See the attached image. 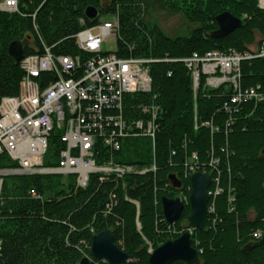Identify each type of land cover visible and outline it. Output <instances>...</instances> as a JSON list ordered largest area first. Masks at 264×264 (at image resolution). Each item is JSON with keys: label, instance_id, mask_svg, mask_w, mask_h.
Listing matches in <instances>:
<instances>
[{"label": "trees", "instance_id": "obj_1", "mask_svg": "<svg viewBox=\"0 0 264 264\" xmlns=\"http://www.w3.org/2000/svg\"><path fill=\"white\" fill-rule=\"evenodd\" d=\"M260 1L26 0L29 7L22 11L36 13L35 21L0 11V98L18 96L24 76L20 64L9 55L13 43L22 42L26 55L42 54L43 43L55 55L76 56L80 53L74 35L83 29L81 20L90 27L99 19L117 18L115 55L156 61L149 65L151 92L127 95L126 115L138 120L141 106L159 108V131L154 141L130 138L119 153L102 151L96 156L98 166L110 159L117 165L139 169L156 163V175L129 174L120 181L111 177L104 182L100 181L101 175H93L86 189L77 187L75 176L5 178L0 195V264H82L85 258H89V264H102L93 258L91 246L93 236L105 231L114 233L117 245L123 243L119 248L129 256V264H150L146 241L156 250L159 243L181 236H167L173 227L164 218L161 200L175 199L181 193L190 199L191 177L185 178L184 164L193 154L198 155L201 166L217 163L213 177L219 175L224 191L215 202V215L208 229L196 231L193 237L200 264H264V247L253 237L258 230L264 231V102L243 103L238 114L232 111L228 115L224 105L234 97L233 87L211 88L208 78L201 75L200 86L194 92L187 67L181 62H165L230 50L255 54L264 43V9ZM90 7L98 10L95 21L86 18ZM153 8L179 15L195 26L190 37L167 36L149 18ZM224 13L240 19L243 26L227 38L215 40L212 34L218 30L216 19ZM35 25L39 35L34 32ZM258 88L264 93V58L243 61L240 89ZM207 123L213 128L203 127ZM61 135L58 131L51 135L43 160L45 169L59 167L65 149ZM17 167L8 155L0 156V170ZM171 175L181 181L180 189L169 186L164 190ZM31 191L40 198H33ZM113 196L117 205L109 212ZM229 199L233 200L231 204ZM190 212L186 204L183 219L175 229L181 231L187 226ZM214 219L216 225L212 224Z\"/></svg>", "mask_w": 264, "mask_h": 264}, {"label": "built area", "instance_id": "obj_2", "mask_svg": "<svg viewBox=\"0 0 264 264\" xmlns=\"http://www.w3.org/2000/svg\"><path fill=\"white\" fill-rule=\"evenodd\" d=\"M46 1L43 0L44 3ZM24 4H27L26 0H2L0 11L31 17L35 21L36 13L30 15L22 11ZM80 24L83 29L74 35L79 55H55L52 48L43 45L42 54L26 56L20 63L24 76L19 95L0 98V156L8 155L18 166L0 170V195L4 179L14 176H75L77 187L86 189L93 175H101L100 181L104 182L111 177L120 181L129 174H157L156 163L144 169L117 165L113 159L101 166L96 164V156L102 151L117 154L130 138L155 140L159 131V108L141 106V118L132 120L126 115L125 98L129 94L150 92L149 65L156 61L121 59L115 54L102 53L106 39L117 38V18L90 27H86L85 20H81ZM34 32L39 35L36 25ZM258 58H264V43L255 54H239L230 50L225 53L210 52L204 56L194 54L172 62H181L187 67L192 80H195L193 87L196 90L200 75L210 77L207 85L211 88L223 85L233 87L234 97L224 105V111L230 115L232 111L238 114L243 103L264 102V93L260 88L244 92L240 89L242 62ZM8 107L13 109L8 111ZM203 127L211 129L213 124L207 123ZM55 131L62 133L60 141L65 149L60 154L59 167L45 169L43 160ZM184 168L185 178L192 177L194 173L212 176V189L208 192V217L212 220L216 211L215 202L224 193L219 175L213 177L217 163L212 161L208 167L201 166L198 155L193 154L187 158ZM169 186L166 185L164 190ZM30 195L40 198L36 191H31ZM179 198L189 204L182 194ZM232 202L229 199V203ZM133 204L139 208L137 202ZM116 205V196H113L109 212ZM230 210L233 212L234 208ZM216 222L217 219H214L212 224L216 225ZM263 234L257 231L253 237L260 241ZM2 251L3 241L0 240V255Z\"/></svg>", "mask_w": 264, "mask_h": 264}, {"label": "water", "instance_id": "obj_3", "mask_svg": "<svg viewBox=\"0 0 264 264\" xmlns=\"http://www.w3.org/2000/svg\"><path fill=\"white\" fill-rule=\"evenodd\" d=\"M86 18L95 21L98 18V10L90 7L86 10ZM218 30L212 34L215 40L225 39L241 29L243 22L235 18L230 13H224L217 17ZM10 57L20 64L25 58L26 52L22 42H15L9 48ZM264 156V150L262 152ZM169 181L174 189L182 187L181 181L175 175L169 177ZM192 194L190 197L191 213L187 217V222L193 231L205 232L208 227V204L210 197L208 194L212 186L213 179L210 175L196 174L191 178ZM161 206L163 215L168 225L174 226L181 221L185 211V205L179 199L162 198ZM193 238L191 232H185L179 239L170 241L158 248L150 257V264H174L182 262L184 264H200V253L193 248ZM264 247V236L259 242ZM91 252L93 258L98 262L108 264H127L129 256L124 253L115 242L114 233L105 231L93 236ZM85 259L82 264H89Z\"/></svg>", "mask_w": 264, "mask_h": 264}, {"label": "rangeland", "instance_id": "obj_4", "mask_svg": "<svg viewBox=\"0 0 264 264\" xmlns=\"http://www.w3.org/2000/svg\"><path fill=\"white\" fill-rule=\"evenodd\" d=\"M1 1L2 0H0V2ZM259 6H260V8L264 9V0L260 1ZM23 7L27 8V7H29V4H24ZM149 18H150L151 21L156 22L158 24V26L163 30V32L167 36H169L171 38L190 37L191 30L193 28H195V26H190L183 17H181L179 15H171V14L165 12V11L160 10L159 8L151 9L150 12H149ZM102 22L106 23V22H108V19L107 18H102ZM260 47L261 46H259L258 50H260ZM101 50H102L103 54H115L116 51H117V38L116 37L115 38L114 37H108L106 39V41L103 43ZM172 61L173 60H166L165 62L175 63V62H172ZM207 78L210 79V77H208V76H207ZM200 79H201V75H200ZM200 79L198 80V85L199 86H200ZM208 79H207V82H208ZM193 86L195 87V80H193ZM194 87H193L194 92H197L198 89L196 90ZM150 92H151V90H150ZM215 164H216V162H215ZM194 174H199V173H194ZM191 192L189 191L190 194H191ZM230 212H231V210H230ZM209 222H210V217H208V226H209ZM138 228H139V230H141V227H140L139 223H138ZM207 229H208V227H207ZM180 230L181 231L175 229V226H174L173 228L169 229V231H167V233H168L167 236H169V237H177V236H180V235L182 236L184 234V232L188 231V226H186V227L183 226V228H181ZM189 231H191V229H189ZM195 232L196 231H192V238L194 237ZM262 232L264 233V231H262ZM257 241L260 242L259 240H257ZM122 244L123 243L120 242L118 246H122ZM146 244L148 245V253L149 254H152L154 251L157 250V249L154 250V245L153 244H151V243H149L147 241H146ZM165 244L166 243H163V244L159 243L158 244L159 248L162 247ZM85 248H86V250L88 249V247H85ZM194 248L196 249V247H194ZM85 259L89 260V258H85ZM130 262L132 263V261H129V263ZM101 263L105 264L106 262H101ZM129 263H127V264H129ZM98 264H100V263H98Z\"/></svg>", "mask_w": 264, "mask_h": 264}, {"label": "bare ground", "instance_id": "obj_5", "mask_svg": "<svg viewBox=\"0 0 264 264\" xmlns=\"http://www.w3.org/2000/svg\"><path fill=\"white\" fill-rule=\"evenodd\" d=\"M97 19H98V18H97ZM97 19H96V20H97ZM113 19H114V18H112V19H108V22H112ZM99 22H102V19H99ZM42 45H45V44L42 43ZM26 56H29V55H25V57H26ZM24 59H25V58H24ZM24 59H23V60H24ZM16 97H17V96H16ZM11 109H13V108H12V107H8V111H10Z\"/></svg>", "mask_w": 264, "mask_h": 264}]
</instances>
